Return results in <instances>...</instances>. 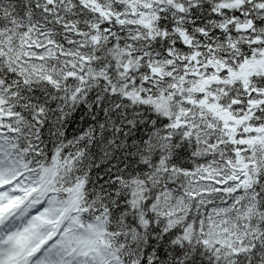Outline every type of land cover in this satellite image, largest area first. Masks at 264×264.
I'll return each instance as SVG.
<instances>
[{
	"label": "snow or ice",
	"instance_id": "obj_1",
	"mask_svg": "<svg viewBox=\"0 0 264 264\" xmlns=\"http://www.w3.org/2000/svg\"><path fill=\"white\" fill-rule=\"evenodd\" d=\"M0 264H264V0H0Z\"/></svg>",
	"mask_w": 264,
	"mask_h": 264
}]
</instances>
